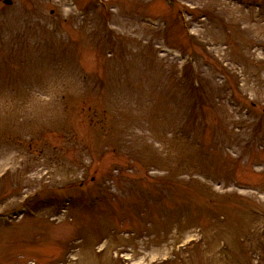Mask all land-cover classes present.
I'll use <instances>...</instances> for the list:
<instances>
[{
    "label": "rangeland",
    "instance_id": "rangeland-1",
    "mask_svg": "<svg viewBox=\"0 0 264 264\" xmlns=\"http://www.w3.org/2000/svg\"><path fill=\"white\" fill-rule=\"evenodd\" d=\"M5 1L0 264H264V0Z\"/></svg>",
    "mask_w": 264,
    "mask_h": 264
},
{
    "label": "water",
    "instance_id": "water-1",
    "mask_svg": "<svg viewBox=\"0 0 264 264\" xmlns=\"http://www.w3.org/2000/svg\"><path fill=\"white\" fill-rule=\"evenodd\" d=\"M6 3H9L8 1Z\"/></svg>",
    "mask_w": 264,
    "mask_h": 264
}]
</instances>
